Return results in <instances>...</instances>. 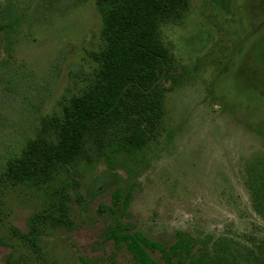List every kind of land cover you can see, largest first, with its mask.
<instances>
[{"label":"rangeland","instance_id":"374dc122","mask_svg":"<svg viewBox=\"0 0 264 264\" xmlns=\"http://www.w3.org/2000/svg\"><path fill=\"white\" fill-rule=\"evenodd\" d=\"M263 36L264 0H186L161 28L171 60L157 140L113 170L82 162L80 174L65 169L42 187L1 186L0 264H134L107 238L116 186L132 187L122 222L151 240L169 246L182 230L195 254L216 246L232 264L264 257V206L246 184L248 165H264ZM102 45L96 0H0V175L41 117L62 120L92 84ZM66 185L71 225L47 227L31 249L13 230L27 231Z\"/></svg>","mask_w":264,"mask_h":264},{"label":"trees","instance_id":"16d2710c","mask_svg":"<svg viewBox=\"0 0 264 264\" xmlns=\"http://www.w3.org/2000/svg\"><path fill=\"white\" fill-rule=\"evenodd\" d=\"M96 4L102 15L103 45L92 53L94 81L72 99L62 120L40 118L35 137L7 161L0 190L7 185L42 187L65 169L80 174L77 168L82 162H102L113 170L124 165L123 160L136 161V155L157 140L166 114L167 88L160 78L171 60L161 28L181 17L186 0H96ZM256 54L264 65V36ZM127 170L135 172L132 167ZM246 177L253 206L259 210L264 206V165L249 164ZM73 185L77 192L79 183ZM67 187L59 186L47 205L31 215L27 231L13 230L31 249L36 250L37 237L47 227L71 225ZM131 191V186L111 191L108 209L113 221L107 238L117 247L124 245L134 264H232L216 246L195 254V238L186 231L178 230L167 246L132 230L121 220L127 215ZM156 252L163 262L151 255ZM243 264H264V257Z\"/></svg>","mask_w":264,"mask_h":264}]
</instances>
